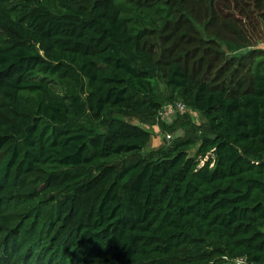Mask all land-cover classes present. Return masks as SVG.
<instances>
[{"label":"trees","instance_id":"1","mask_svg":"<svg viewBox=\"0 0 264 264\" xmlns=\"http://www.w3.org/2000/svg\"><path fill=\"white\" fill-rule=\"evenodd\" d=\"M262 41L264 0H0V264H264Z\"/></svg>","mask_w":264,"mask_h":264},{"label":"rangeland","instance_id":"2","mask_svg":"<svg viewBox=\"0 0 264 264\" xmlns=\"http://www.w3.org/2000/svg\"><path fill=\"white\" fill-rule=\"evenodd\" d=\"M259 47L264 49V41H262L261 44H259ZM246 51L247 50H244L242 52H246ZM162 88L164 90V93L167 96H169V91L167 87L165 86V84H162ZM189 114L191 115L192 123L200 125L204 122L203 117H201V115L198 112L192 111V113L189 112ZM148 128L153 132V137L148 147L146 148L145 152H149V151L157 150L161 148L165 143H169L174 137L176 138L177 136L185 135L186 130H187V128L181 127V128H177L174 133L169 132L170 134L174 135V137L170 139L167 137L168 133L164 131L159 125L157 127L150 126ZM195 152H196V147L192 149L191 154L194 155Z\"/></svg>","mask_w":264,"mask_h":264},{"label":"built area","instance_id":"3","mask_svg":"<svg viewBox=\"0 0 264 264\" xmlns=\"http://www.w3.org/2000/svg\"><path fill=\"white\" fill-rule=\"evenodd\" d=\"M192 113V110L183 102L168 103L160 111L158 119L164 123L171 124L178 114ZM158 126V125H157ZM156 126V127H157ZM167 137L172 139L174 135L168 133ZM236 264H251L246 261L245 258H239L236 260Z\"/></svg>","mask_w":264,"mask_h":264}]
</instances>
